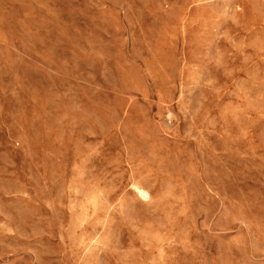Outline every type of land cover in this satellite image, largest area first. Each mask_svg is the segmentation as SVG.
Here are the masks:
<instances>
[{"label": "rangeland", "instance_id": "374dc122", "mask_svg": "<svg viewBox=\"0 0 264 264\" xmlns=\"http://www.w3.org/2000/svg\"><path fill=\"white\" fill-rule=\"evenodd\" d=\"M0 264H264V0H0Z\"/></svg>", "mask_w": 264, "mask_h": 264}]
</instances>
